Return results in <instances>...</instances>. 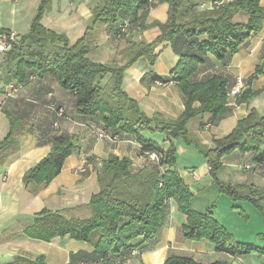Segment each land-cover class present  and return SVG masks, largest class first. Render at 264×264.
Segmentation results:
<instances>
[{"label":"trees","instance_id":"16d2710c","mask_svg":"<svg viewBox=\"0 0 264 264\" xmlns=\"http://www.w3.org/2000/svg\"><path fill=\"white\" fill-rule=\"evenodd\" d=\"M51 1L39 0L27 33L17 37L19 40L1 52L0 80L4 83L12 81L22 87L31 74L55 79L60 88L72 95L79 118L100 122L101 130L95 132V136L99 132L115 140L133 136L139 153L152 155L156 168L144 166L133 171L130 158L109 155L97 171L99 190L87 204L55 211L43 209L31 220H18L7 228L0 241L12 235L43 241L69 236L93 246L96 259L88 264H117L138 255L144 250L142 244L156 241L162 227L168 223L170 202L173 201L186 217L178 229L179 238L206 239L216 251L233 256L251 253L264 256V231L257 234L258 244L242 242L210 211L198 212L192 208V194L175 168L176 147L173 143L174 139L185 138L189 119L209 114V122L215 124L227 113L228 93L236 80L231 82L223 76L222 68L216 73L215 63L228 61L251 35L261 30L264 6L260 5V0H96L90 10V25L74 42L41 23ZM159 3L168 5L165 22L148 23L149 10ZM100 26H104L113 39L127 38L121 64L115 61L98 63L88 57L92 31ZM150 26L159 29V35L151 42L131 38ZM163 43L169 44L178 60L168 77L153 76L152 80L161 84L172 82L179 87L184 110L175 120L158 113L147 116L138 102L122 89L124 71L139 58H145L150 66L153 65L155 48ZM201 72L204 73L200 76ZM258 73H264V52L255 67L254 75ZM251 79L245 81L235 103L249 104L255 96L256 92L249 87ZM52 114L44 129L38 131V143L49 144L50 151L22 176L25 188L31 192L45 187L79 144L76 135L54 128L56 121L53 118L62 117L63 109L55 107ZM5 115L9 129L0 141V151L7 149L15 136L24 131L25 121L21 116L10 111ZM32 128L29 126L28 130ZM150 134L164 135L169 141L168 148H161ZM213 144L208 151H198L215 176L221 167V157L235 150L252 152L254 162L264 164V113L250 109L226 136L213 139ZM220 190L232 199L239 198L234 189L224 184ZM243 199L249 200L264 216L259 199ZM9 264L46 262L42 255L19 253ZM163 264L198 263L190 257L170 255ZM209 264L233 263L218 260Z\"/></svg>","mask_w":264,"mask_h":264},{"label":"crops","instance_id":"0c3cea01","mask_svg":"<svg viewBox=\"0 0 264 264\" xmlns=\"http://www.w3.org/2000/svg\"><path fill=\"white\" fill-rule=\"evenodd\" d=\"M19 1L16 3L14 0H0V32H14L17 37L27 33L38 0H22V4H18ZM95 3L96 0H52L50 9L43 16L41 23L46 28L65 34L70 42H74L90 25V10ZM27 5L28 9L25 8ZM260 5L264 6V0H260ZM167 8L166 3H159L151 8L147 22H165ZM158 35L159 29L150 26L141 33H134L131 38L151 42ZM123 42L126 44L127 39ZM263 42L264 24L261 30L251 35L228 61L223 64L215 63V67L222 68L223 76L231 82L237 77L244 81L252 77L249 87L256 94L249 104H237L232 101L223 119L215 124L209 122V114L192 118L187 123V129L191 131L195 128L197 137L195 140H198V143L209 147L213 139L226 136L237 121L246 117L252 108L260 114L264 113V73L254 75L255 67L263 57ZM91 43L92 48L88 52V57L98 63L113 60L117 52L123 49L120 40L109 36L104 26L100 33L93 35ZM155 53L153 65L150 66L145 58H139L124 71L122 89L138 102L147 115L158 112L165 118L176 119L184 110L179 87L172 82L158 84L152 77H168L178 57L167 43L158 45ZM1 57L0 51V62ZM203 73L201 72L200 76ZM4 85L6 83L0 80V141L9 129L6 111L21 116L25 123L24 131L15 136V140L7 149L0 151V236L18 220H31L43 209L55 211L87 204L91 196L99 190L97 171L102 161L109 155L130 158L133 171L144 166L156 168L152 155L142 156L139 153L133 136L127 135L120 140L112 139L108 134L102 138L95 136V132L101 130L100 122L79 118L75 112L72 95L60 88L55 79L49 76L39 78L31 74L12 96L6 95ZM55 107H61L64 114L58 119L56 116L53 118V121H56L54 128L76 135L79 144L77 149L65 158L60 172L45 187L31 192L25 188L22 176L50 151L49 144L38 143V131L43 130L45 122L53 117ZM29 126L33 127V130H28ZM149 136L158 141L161 148H168L169 141L164 135ZM179 140L184 139L177 138L173 141ZM195 149L201 157L197 166L191 165L185 168L187 170L178 169L176 155L175 168L192 194V208L198 212L210 211L219 222L215 214L216 208L212 203L223 194L210 182L209 166L198 149ZM253 156L252 152L241 153L235 150L221 158L223 168L220 176L223 184L241 196L236 200L231 199L234 211L236 209L239 212L242 203L251 204L249 200L243 199L245 197L254 198L260 195L259 201L264 206V164L254 162ZM193 173L196 174V178ZM185 221V215L179 212L175 203L171 201L168 223L162 227L156 241L153 244H142L144 250L138 255L130 256L126 264H163L170 255L190 257L198 264H209L218 260L233 264L264 263V256H258L256 253L233 256L216 251L214 245L206 239L195 241L179 238L178 229ZM19 253L30 256L42 255L46 264H88L96 259L91 244L69 236L43 241L12 235L9 239L0 241V264L11 263L14 256Z\"/></svg>","mask_w":264,"mask_h":264},{"label":"rangeland","instance_id":"374dc122","mask_svg":"<svg viewBox=\"0 0 264 264\" xmlns=\"http://www.w3.org/2000/svg\"><path fill=\"white\" fill-rule=\"evenodd\" d=\"M17 2H18V0L16 1V3ZM38 3H39V0H38ZM38 3H37L36 6H38ZM59 3H60V1H58V5H59ZM18 4H22V0H20ZM25 8L28 9V5L25 6ZM27 9H25V10H27ZM35 10H37V8H35ZM47 12H45L44 15L47 14ZM42 19H43V17H42ZM41 22H42V20H41ZM102 27L103 26H100L99 28H96L95 30L92 31V33H94V34L95 33L96 34L100 33V30H101ZM126 39H125V37L120 38V43H122L121 49L122 48L123 49L118 51L117 55L111 61H115V62H118L120 64L122 62H124L122 53H123V50H124V47L126 46V44L123 41L126 40ZM90 47L92 48V43L90 44ZM111 61H108V62H111ZM214 71L216 73H219L220 69L218 68V69H216ZM230 102L233 103L232 100ZM230 102H229V104H231ZM234 102H235V100H234ZM155 113H158V112H155ZM158 114H160V113H158ZM152 115H150V116H152ZM147 116H149V115H147ZM166 119H168V118H166ZM191 119H189L186 122V135H185V138H183L184 140L183 141L179 140V141H176V142L173 141V143H174V145L176 147V155H177V163H176L177 165L176 166L180 170H183V169L187 170L185 168H188L191 165H195V166L198 165V163L201 160V157L197 153V150L195 148H197L198 150L201 149L203 151H208L214 145L213 144V140L211 141V144L209 145V147H208V145H202V144L197 142L198 140L197 141L195 140L197 138L196 137V131H194L195 128L191 129V131H188V129H187V123ZM170 120H175V119H170ZM187 141H188V143H186ZM193 142H195V143H193ZM190 144H191V146H190ZM219 163H220L221 167L215 173L216 176L211 174V171L209 170L208 171V178H210V182L214 183V185H216L218 187L220 193H222L221 190H220V186L221 185L223 186L222 176H220V171L223 168V164H222V160L221 159H220ZM193 176H195V178H196V174L195 173H193ZM235 196L241 198V196L238 194V192L235 193ZM259 196L258 197H254V198L259 199ZM231 199L232 198H230L229 196L223 194V195L219 196V198L214 203H212L215 206V208H216V213L215 214H216L219 222L223 226H225L227 229L232 231L233 234L235 235V238H237V240L242 241V242H248V243L253 242V243L258 244L259 241L257 240V233H260V232L264 231V216L261 214V212L259 211V209L257 207H255V206H253L251 204L249 205L247 203L240 204V211L239 212L236 209L234 211L235 207L234 208L231 207L232 201H233ZM233 205H234V203H233ZM261 205L263 206L262 203H261ZM263 208H264V206H263Z\"/></svg>","mask_w":264,"mask_h":264},{"label":"built area","instance_id":"2783aa9c","mask_svg":"<svg viewBox=\"0 0 264 264\" xmlns=\"http://www.w3.org/2000/svg\"><path fill=\"white\" fill-rule=\"evenodd\" d=\"M17 1V0H14ZM122 30H125V28H122ZM17 35L14 32H0V51H5L9 49L13 42L16 41ZM158 84H161L160 82H156ZM245 86V81L241 77L236 78L235 85L231 88L230 92L228 93L229 100L234 101L236 95L244 88ZM5 87V93L8 96H12L15 94L20 88L21 85H16L14 82H9L4 85ZM56 125V124H55ZM106 134L104 132H99L98 137L102 138L105 137ZM134 253V252H133ZM127 260H123L121 262H118L117 264H126ZM238 264H244V263H238Z\"/></svg>","mask_w":264,"mask_h":264},{"label":"water","instance_id":"95a60500","mask_svg":"<svg viewBox=\"0 0 264 264\" xmlns=\"http://www.w3.org/2000/svg\"><path fill=\"white\" fill-rule=\"evenodd\" d=\"M17 40H19V38H17Z\"/></svg>","mask_w":264,"mask_h":264}]
</instances>
